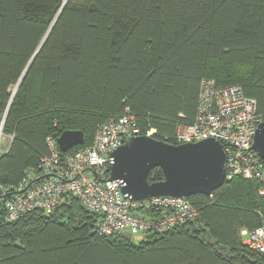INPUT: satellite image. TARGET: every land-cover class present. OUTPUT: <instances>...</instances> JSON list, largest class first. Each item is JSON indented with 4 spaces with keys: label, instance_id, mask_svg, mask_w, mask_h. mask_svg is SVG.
Returning a JSON list of instances; mask_svg holds the SVG:
<instances>
[{
    "label": "trees",
    "instance_id": "1",
    "mask_svg": "<svg viewBox=\"0 0 264 264\" xmlns=\"http://www.w3.org/2000/svg\"><path fill=\"white\" fill-rule=\"evenodd\" d=\"M202 78L239 86L264 122V0H0V112L11 140L0 153V264H264L240 236L264 228V185L241 177L188 197L195 221L139 241L99 235L100 215L70 194L51 213L6 218L25 172L43 176L47 137L81 131L72 150L89 147L97 126L128 108L142 130L176 144ZM163 178L159 168L148 175Z\"/></svg>",
    "mask_w": 264,
    "mask_h": 264
},
{
    "label": "built area",
    "instance_id": "2",
    "mask_svg": "<svg viewBox=\"0 0 264 264\" xmlns=\"http://www.w3.org/2000/svg\"><path fill=\"white\" fill-rule=\"evenodd\" d=\"M4 118L5 112H0V139ZM261 122L255 100L243 95L239 86L219 87L212 78H202L195 117L176 127L175 141L177 145L215 139L225 152V181L241 177L264 185L262 161L252 150L254 131ZM154 133V129L142 130L126 108L122 116L111 117L97 126L89 147L61 154L56 141L47 137L49 154L40 158V169L43 176H48L39 177L27 170L14 189H4L15 190L5 201L6 218L13 221L32 210L51 213L64 195L70 194L90 212L100 215L96 230L101 236L164 233L195 221L199 211L187 198L129 200L124 198L117 182H102L109 177L111 151L129 137L154 138ZM258 191L263 194L262 187ZM240 236L248 248L264 253V228L242 229Z\"/></svg>",
    "mask_w": 264,
    "mask_h": 264
},
{
    "label": "water",
    "instance_id": "3",
    "mask_svg": "<svg viewBox=\"0 0 264 264\" xmlns=\"http://www.w3.org/2000/svg\"><path fill=\"white\" fill-rule=\"evenodd\" d=\"M83 141L81 131H64L56 139L62 153ZM252 150L264 162V122L254 131ZM109 158V177L102 182H117L129 200L210 195L225 183V152L212 138L176 145L147 136L129 137L109 153ZM154 168H159L164 178L149 183L148 175Z\"/></svg>",
    "mask_w": 264,
    "mask_h": 264
},
{
    "label": "rangeland",
    "instance_id": "4",
    "mask_svg": "<svg viewBox=\"0 0 264 264\" xmlns=\"http://www.w3.org/2000/svg\"><path fill=\"white\" fill-rule=\"evenodd\" d=\"M6 141H7V137H3V135H1L0 147H3V145L5 144ZM133 238L135 241H139L141 239V235H135ZM243 240H244V238H243Z\"/></svg>",
    "mask_w": 264,
    "mask_h": 264
},
{
    "label": "crops",
    "instance_id": "5",
    "mask_svg": "<svg viewBox=\"0 0 264 264\" xmlns=\"http://www.w3.org/2000/svg\"><path fill=\"white\" fill-rule=\"evenodd\" d=\"M10 141H11L10 138H7V141L5 142V144L3 145V147H1V152L2 151H6L9 148Z\"/></svg>",
    "mask_w": 264,
    "mask_h": 264
},
{
    "label": "clouds",
    "instance_id": "6",
    "mask_svg": "<svg viewBox=\"0 0 264 264\" xmlns=\"http://www.w3.org/2000/svg\"><path fill=\"white\" fill-rule=\"evenodd\" d=\"M244 241V240H243Z\"/></svg>",
    "mask_w": 264,
    "mask_h": 264
}]
</instances>
